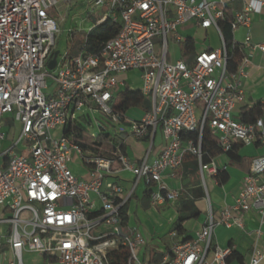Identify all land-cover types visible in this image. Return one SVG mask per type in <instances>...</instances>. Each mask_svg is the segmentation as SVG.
Segmentation results:
<instances>
[{
	"label": "built area",
	"instance_id": "2783aa9c",
	"mask_svg": "<svg viewBox=\"0 0 264 264\" xmlns=\"http://www.w3.org/2000/svg\"><path fill=\"white\" fill-rule=\"evenodd\" d=\"M76 1L0 0V264H24L25 254L39 256L41 264H109V255L120 251L128 253L126 264H228L234 250L217 244L215 229L232 226L253 237L246 264L264 262L261 227L245 231L242 221L243 215L254 212L263 225L264 152L251 160L233 205L217 216L207 191V180L217 185L227 170L220 156L237 147L264 149V105L253 121L235 116L245 101L242 79L250 58L255 51L264 52V45L252 44L249 35L241 43L234 38L237 30L249 27L252 15L261 13L264 2L91 0L95 9L108 8L93 24L110 20L120 25L118 34L98 55L62 56L54 17ZM236 1L239 9H233ZM224 24L230 29L229 45ZM189 25L213 32L218 47L197 52L190 66L180 55L168 62L167 36L172 34L179 45L187 38L178 30ZM154 38L160 41L155 44ZM236 49L243 58L236 71L229 72ZM55 52V67L49 70ZM132 71L138 72L139 92L149 103V111L138 120L111 107L125 86L121 77ZM85 108L130 126L129 135L114 134L120 144L111 155L85 150L73 132L84 120L77 115ZM10 121L17 129H11ZM159 129V154L151 156L150 143L138 163L131 162L121 146L128 138L151 140ZM205 129L217 149L208 163H203L201 148ZM84 133L93 141L98 137ZM188 133L194 136L184 137ZM187 154L197 164L207 219L191 239L171 231L160 257L145 261L140 253L146 250V240L137 227L124 222L123 208L139 183L146 186L151 206L174 204L182 188L170 189L164 175L179 181ZM71 163L83 167L87 179L77 178ZM119 172L134 177L131 189L111 180Z\"/></svg>",
	"mask_w": 264,
	"mask_h": 264
},
{
	"label": "crops",
	"instance_id": "0c3cea01",
	"mask_svg": "<svg viewBox=\"0 0 264 264\" xmlns=\"http://www.w3.org/2000/svg\"><path fill=\"white\" fill-rule=\"evenodd\" d=\"M262 1L264 2V0ZM233 6H234L233 9H239L240 2L239 1L234 2ZM180 29L190 30V29H196V28L192 25H189V26H186ZM205 34L207 36L209 35L214 36L216 40V44H217L216 47H218V40H217L216 35L213 32H205ZM247 35H249L250 42L252 44L264 45V6L260 14H254L251 16L249 27L241 28L237 30L234 33V38L238 43H241L243 42V40L245 39ZM185 38L188 39V37H185ZM207 46H209V44L204 43L203 47L200 50H197L196 48V53L200 52L201 50L206 49ZM123 88H125V86ZM242 88L244 91L245 101L243 105L239 106L236 109L235 116H237L238 118H240L241 114L250 111L255 105H258V104L264 105V52L255 51L252 54L250 58V66L247 69V77L242 79ZM143 114L144 113L137 111V110H130L125 115L131 120H138L142 117ZM150 143H151V146H150L151 156L156 157L159 154L163 146V140L161 137L160 129L156 131V133L153 135L151 140L136 141L133 138H128L125 143L124 150L128 158L131 160V162L138 163L142 154L149 149ZM263 152H264V149L259 146L237 147V155L241 159V161L237 165H231L230 164L231 161L227 157V155H223L219 157V161L222 164H227V170L225 172V174L227 175V181L223 185L220 186L218 184L216 185L215 182H213L212 180H207L208 184H210V188L212 189V191L217 192L222 196L218 204L213 205L211 203L212 213L215 216H217V214L220 212L221 209L233 205L235 198L238 196L243 186L242 181H243L244 176L249 171L251 160L263 154ZM180 170L184 172L183 167ZM181 171H179V176H180L179 181L172 180L171 178L168 177V174L164 175V182L168 185L170 189H175L179 187L182 188L181 195L174 204H164L162 206H151L149 203L148 197L144 195V192L147 191L146 186L143 183H139L137 187L135 188V191L130 197L131 201L128 204L129 214H131V212L133 211L134 213L141 211L139 209H142V211H144L142 207L143 199H145L148 202L151 208L162 207L163 209L162 216L164 215L167 216V223H166L167 225L165 227V230H167L166 236H168V234L171 232L170 228L176 222L177 216H178L174 208L180 203V201L184 197L183 188L191 184V179L189 175L186 174L185 172L181 173ZM76 177L80 179H87V173L85 172V174L81 177H78V176ZM111 180H114L120 183L126 189H131L133 181H134V177L129 172H119L116 175H114L111 178ZM195 190H200L202 193L201 186L199 185H194L186 189L187 193L191 191L192 194H193V191ZM207 191L209 194L208 186H207ZM134 198H136L135 201H133ZM198 201H202L205 207L203 210H200L194 204L196 210L199 212V216L197 217V219H192L193 222L190 225H188L187 228L183 227L185 230L184 237H187L188 239H191L195 236V233L198 232L202 228V226L204 225L207 219V215H208L207 204L205 200L203 199V194H202L201 199ZM140 213L141 212H139V216H138L139 219L136 218L137 224L133 223L132 217H128L126 223L129 226L137 227L146 240L147 247H146V250L140 253V258L145 261L157 260L160 257V254L166 249L168 243L163 244V245H161V243L160 245L157 243L158 245L156 248H158L159 252H157L156 254H151L150 252H148L149 251L148 247L152 246L154 243L153 236L150 234L149 228L147 227L145 222H144V225H141L140 220L143 221V219H141ZM144 213H145L144 215H147L148 213V215H151V216H156L157 214V213L155 214L153 209L144 211ZM3 216H4L3 210L0 209V218H3ZM242 221L244 223L245 231L246 230L252 231V230H256L259 227H261V230L264 233V220H263V225L260 226L259 218L254 212L243 215ZM215 240L217 244L221 247L231 246L234 252L242 257V260H243L242 264L247 263L250 257V254L252 252V246H253L252 236H249L246 232L242 231L236 226H232L231 228H228V229L225 227H217L215 229ZM3 249L5 250L6 248L3 247ZM233 262H237V261H233ZM41 263H42V259L39 257V262L37 264H41ZM261 264H264V262H262Z\"/></svg>",
	"mask_w": 264,
	"mask_h": 264
},
{
	"label": "rangeland",
	"instance_id": "374dc122",
	"mask_svg": "<svg viewBox=\"0 0 264 264\" xmlns=\"http://www.w3.org/2000/svg\"><path fill=\"white\" fill-rule=\"evenodd\" d=\"M59 11L60 13H57V15L54 17L56 19V22L58 23L60 31L59 34L56 35L57 51L62 56L70 51L68 55L69 57H71L73 53H75V49L83 45L86 34L88 33L95 20L101 18L104 14H106L108 12V8L105 7L103 9H95L91 0H77L76 3H73V5H68L64 8L61 7ZM72 34L74 35V38ZM178 35L184 38L188 37L193 39L196 44L197 50H200L203 47L204 43H207L209 44V46L214 48L217 46L214 36H207L205 32L200 29H179ZM152 41L156 44L160 41V38H154ZM167 44L169 53L168 62L171 63L178 59L180 55L178 45L174 42L172 34H169L167 36ZM138 77V72L132 71L124 74L121 80L125 83V88H121L120 91H123L126 88L133 91L138 90L141 87V82L139 81ZM48 84H52L51 80H48ZM114 101H117L116 97L114 98ZM77 116L84 117V120L81 121V126L88 134H105L113 137L114 134L119 135L120 133H124L129 135L131 133L130 126H128L127 123L111 122L109 118L101 115L96 110L90 111L85 108L82 110V112H79ZM9 117L12 118L11 116H8V118ZM9 125L12 127L11 129H17V124H15L13 121H10ZM3 131L8 132V126L5 127ZM16 152L18 153V150H16ZM69 167L75 176L81 177L85 174V170L83 169V167L79 166L76 163L69 164ZM181 173L184 172L181 171ZM188 175L191 179V184L183 188L184 197L174 208L176 210V214L178 215L177 219L183 217L185 218L182 226L186 228L193 222V220L189 219L188 213L182 212L180 209L183 202H194L192 192L189 191L187 193L186 189L194 185L201 186L198 169H196V171L190 172ZM207 186L209 189L211 203L213 205L218 204L222 196L219 193L212 191L208 182ZM135 199L136 198H134L133 201H135ZM194 204L200 210H203L205 207L202 201H195ZM142 207L144 211L153 209L155 214L157 213L156 216L148 215V213L147 215H144L145 213L144 211H142V209H139L141 211H138L137 213H134V211L132 210L133 212H131V214L127 212V215L129 217H132L134 224H137L136 218H138L139 212H141L140 217L141 219H143V221L140 220V223L141 225H144V222L146 223L147 227L149 228L150 234L153 236L154 241L153 245L148 247V252H150L151 254H156L157 252H159L158 248H156L158 244L160 245L161 243V245H163L168 243L166 238L167 230H165V227L167 225V216H162V207L151 208L145 199H143ZM23 261L24 264H37L39 262V257L37 255L25 254L23 256ZM231 264L238 263L232 262Z\"/></svg>",
	"mask_w": 264,
	"mask_h": 264
},
{
	"label": "trees",
	"instance_id": "16d2710c",
	"mask_svg": "<svg viewBox=\"0 0 264 264\" xmlns=\"http://www.w3.org/2000/svg\"><path fill=\"white\" fill-rule=\"evenodd\" d=\"M223 29L224 36L228 41L230 39V29L229 26L224 24L221 25ZM120 25L117 23H112L110 20H106L105 22L95 25L93 24L88 33L86 34L85 41L83 45L75 49V53L71 57L82 55V56H89V55H98L104 45L109 42L110 40L114 39L119 32ZM73 38L74 35L72 34ZM179 53L183 61L190 66L193 63L195 54H196V44L193 39L188 38L185 42L180 43L178 45ZM70 51L68 52V54ZM243 58V54L239 52V50H234L232 58L228 62L227 68L229 72H235L237 67L239 66L241 60ZM117 101H112L111 107L113 111L118 112L120 114L125 115L130 110H137L142 113H147L149 111L148 103L142 98L139 90H129L124 89L120 91L117 96ZM261 105H255L250 111L245 112L240 115V120L243 122L253 121L259 114V108ZM73 132L77 134V138L80 141L81 146L86 150L90 148L94 153L100 156H108L113 153L114 146L120 144L117 138L111 137L105 134H98V137L95 141L87 137L84 133V129L81 125L75 126ZM194 134H185L184 137L191 138ZM112 141V144L109 142ZM122 151L125 152L124 147L121 146ZM201 148L203 152V163H208L211 159L217 156V149H216V141L210 135L207 129L204 130L202 135V143ZM227 157L230 159L231 165H237L241 159L237 155V148L232 150L231 152L226 154ZM183 171L186 174L190 172L196 171L197 164L195 159L190 155H185L183 159ZM218 185H223L227 181V175L224 173L219 177ZM144 195L148 197V192L145 191ZM202 197V193L200 190L193 191V199L194 202L200 200ZM131 198L126 203L125 207L123 208L122 215L124 222H127L128 215L127 212L129 211V202ZM194 202H183L181 206V211L186 212L189 214V219H197L199 216V212L196 210L194 206ZM129 213V212H128ZM185 218H178L176 222L170 228V231H175L179 236H185V230L183 228V223ZM184 239H188L185 237ZM128 257V253L126 251H120L116 253H112L109 255L108 260L109 264H126ZM233 261H237L238 263L242 264V257L237 253L233 252L231 257L227 260V263L230 264Z\"/></svg>",
	"mask_w": 264,
	"mask_h": 264
},
{
	"label": "water",
	"instance_id": "95a60500",
	"mask_svg": "<svg viewBox=\"0 0 264 264\" xmlns=\"http://www.w3.org/2000/svg\"><path fill=\"white\" fill-rule=\"evenodd\" d=\"M57 55H58V52H55L53 54V59L48 63L47 68L49 70H53L54 69V67H55V58L57 57Z\"/></svg>",
	"mask_w": 264,
	"mask_h": 264
}]
</instances>
